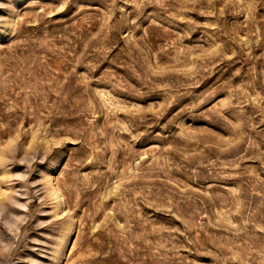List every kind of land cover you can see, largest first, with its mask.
<instances>
[{
  "label": "rangeland",
  "instance_id": "1",
  "mask_svg": "<svg viewBox=\"0 0 264 264\" xmlns=\"http://www.w3.org/2000/svg\"><path fill=\"white\" fill-rule=\"evenodd\" d=\"M0 264H264V0H0Z\"/></svg>",
  "mask_w": 264,
  "mask_h": 264
}]
</instances>
